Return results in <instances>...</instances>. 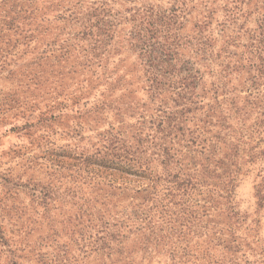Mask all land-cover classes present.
<instances>
[{
  "label": "rangeland",
  "instance_id": "obj_1",
  "mask_svg": "<svg viewBox=\"0 0 264 264\" xmlns=\"http://www.w3.org/2000/svg\"><path fill=\"white\" fill-rule=\"evenodd\" d=\"M204 1L187 2L182 21L186 35H192L195 23L203 19ZM215 1L223 5L224 0ZM175 5L179 6L174 0H0V264H11L8 245L17 249L18 264H176L174 252H185L193 264H210L220 261L224 253L225 258L231 257L226 250L237 246L240 253L234 258L264 264V207L258 206L256 198L264 178V155H259L264 151L262 104L261 108L248 105L246 115L234 119L232 128L223 133L220 145L221 155L228 144L237 150L236 155L231 153L232 171L240 169L232 204L240 214L239 224L228 216L225 199L206 204L210 197L204 194L200 199L206 208L200 213L206 229L198 236L186 232L182 240L178 229L169 235L164 225L156 235L158 242L146 229L134 228L122 231L114 242L105 236L106 245L95 241L98 233L101 238L108 232L104 226L112 229L116 210L112 197L121 194L115 188H128L130 197L139 184L99 174L89 164L75 167V160L65 152L77 150L72 156L84 153L95 158L98 149L104 151L102 139L109 133L132 138L128 126L137 123L139 114L132 118L124 112L132 104L148 103L147 69L139 49L132 45L131 36L139 30L136 13ZM247 8L244 16L251 33L257 16H247L246 11H251ZM215 19L209 31L219 40V48L221 9ZM235 28L227 26L226 35ZM250 41L247 33L240 43L248 46ZM246 79L250 78L244 72L233 75L242 101L258 91L264 95V82L254 86ZM210 81L205 74L206 87ZM204 103L214 104L211 94ZM75 104L80 112L74 110ZM154 112H145V121L153 122ZM201 117L198 113L187 127L200 128ZM151 132L144 130L145 135ZM172 142L180 157L185 154L188 166L194 167L191 156L210 154L178 137ZM153 161L152 167L162 172ZM174 168L178 172L181 165ZM33 185L41 191L51 189L47 208L33 200Z\"/></svg>",
  "mask_w": 264,
  "mask_h": 264
},
{
  "label": "trees",
  "instance_id": "obj_2",
  "mask_svg": "<svg viewBox=\"0 0 264 264\" xmlns=\"http://www.w3.org/2000/svg\"><path fill=\"white\" fill-rule=\"evenodd\" d=\"M174 1L179 6L167 10L149 7L136 13L139 30L136 29L137 32L131 36L134 41L132 45L139 49L140 58L147 69L145 90L148 103L137 107V104L131 102L128 112H124L132 118L139 114L137 123L128 126L133 131L132 138L128 140L120 132L113 137L109 133L102 139L104 151L98 149L95 158L86 157L84 153L72 156L77 150L65 152L75 160V167H79V164H86L87 167L92 165L91 170L99 174L117 175L139 184V189L133 190L130 197L127 196L128 188L112 186V190L115 188L121 193L112 194V201L115 198L112 209H116L115 216H112V229L106 225L103 231L108 232H104L101 238L100 233L95 236L96 242L104 241L105 245L106 237H112L114 242L116 238L122 237V231L130 228L137 231L146 229L151 239L157 242L156 235L164 225L168 227L169 235H174L178 229L182 240L186 238V232L197 236L202 234L206 226L200 212L206 205L202 204L204 200L200 196L204 194L210 197L206 204L218 198L225 199L228 216L232 215L238 224L241 221L240 214L232 204L240 171H232L234 164L231 153L237 154L236 146L228 144L230 148L225 146L224 155L219 153L220 145L224 143L223 133L232 128L233 120L245 116L244 111L248 105L254 108L264 105L261 91L251 94V101L249 98L242 101L233 84V75L243 72L250 78L246 82L250 81L254 86L264 82V0H224L223 5H218L215 0H205L203 19L195 23L192 35H186L182 22L189 0ZM244 7L251 10L246 11L247 16H257L256 27L251 33L246 28L248 19L244 16ZM220 9L223 21L217 23L223 33V40L217 48L219 40L209 30ZM242 18L245 22L239 23ZM229 25H236V28L232 34L226 35ZM247 33L251 40L248 46L240 43ZM240 48L243 50L241 53L236 51ZM91 63L96 62L93 60ZM205 74L211 77L208 87L204 82ZM208 94L212 95L214 104L204 103ZM74 110L80 112V105L75 104ZM149 110L155 111L151 116L153 122L144 119L145 112ZM198 113L204 115L199 120L201 127L189 129L188 123ZM261 124H264V119ZM144 130L152 132L145 135ZM176 137L210 154L204 158L191 156L194 167L185 165V154L180 157L172 144ZM201 154L204 153L201 151ZM259 155H264V151ZM153 160L162 167V172L152 167L155 162ZM178 165L181 168L175 172L174 166ZM79 171H76L77 179L81 178ZM116 181L114 179L112 183ZM38 186L32 187L33 200H40L47 204V208L48 200H52L51 189L43 188L41 191L37 190ZM122 194L126 197H122ZM256 198L258 206L264 207V178L256 188ZM128 208L131 211L125 212ZM1 239L4 241V238ZM237 241L238 238L234 240L235 243ZM3 244L7 246L5 241ZM7 247L10 263L18 264L17 249L13 250L9 245ZM239 249L238 246L228 248L226 253H230L231 257L225 258L224 253L220 261L210 264H252L244 256L245 260L234 258L240 253ZM173 257L178 262L176 264H193L186 260L185 252H174Z\"/></svg>",
  "mask_w": 264,
  "mask_h": 264
}]
</instances>
